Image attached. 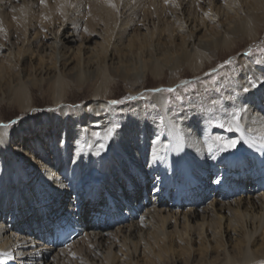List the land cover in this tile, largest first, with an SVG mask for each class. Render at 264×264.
I'll list each match as a JSON object with an SVG mask.
<instances>
[{
    "label": "bare ground",
    "instance_id": "6f19581e",
    "mask_svg": "<svg viewBox=\"0 0 264 264\" xmlns=\"http://www.w3.org/2000/svg\"><path fill=\"white\" fill-rule=\"evenodd\" d=\"M68 1L0 0V29L7 33L3 35V38L12 36L11 28H18V31L21 28L25 31L36 27L37 23H42L54 39L52 43L46 45L49 52L44 51L42 56L47 60H53V63L58 67L57 70L44 68L45 70L40 73L46 75V78L56 77L58 71H61L66 79L74 78L81 72L95 76L100 71L101 63L104 62L114 80H123L132 95L140 94L146 88L144 86L146 73L158 74L163 69L175 70L186 65L193 70L194 74H199L203 69L202 59L206 55H214L222 44L229 46L227 42L238 43L242 42L244 38H248L251 42H257L261 32L264 31V0L251 2L250 0H235L238 5L236 11L227 8L215 12V19L219 22L217 25H211L204 19L198 20L195 15L190 13L183 17L179 28H173L171 22L168 21V33L173 39L170 44L165 45L160 40L153 38H147L142 42H139V38H133L126 45L129 48V51H126L124 40L127 39V29L125 27L135 24L139 15L143 16L142 28L144 30L149 32L151 24L154 25L152 30L159 29L154 18L162 16L163 5L166 2L178 1L177 4L184 7L187 0H70V3ZM11 16L16 20L12 21ZM61 16L63 19L57 28L60 20L58 18ZM82 19H86L84 26L90 33H96V30L101 27L102 30H100L104 33L107 41L104 46L101 45L99 48L93 49L86 45L88 38H85L86 44L83 49L81 48L76 60L70 52L69 43L74 39L71 32H65L69 28L66 23L73 25ZM152 21L155 22L152 23ZM139 23L141 24V22ZM74 26L78 27L79 25ZM202 31L203 33H200ZM185 32L189 33L188 36H184ZM13 41L1 47L8 50L9 62L17 65L20 71L6 85L11 91L14 90L13 96L21 110L30 112L34 105L29 101L30 94L24 86L32 85L36 78L33 73L24 71L23 64L32 47L29 44L26 45L25 42L19 47ZM207 58L209 59V56ZM249 60L245 56L238 58L237 65L242 69L241 74H244L248 68L250 69ZM258 62L260 61L258 60ZM239 77L241 76H228L224 80L228 82L225 84V92L232 94L241 89L240 86L243 82ZM182 79L177 75V77L171 78L168 84L176 85ZM106 83L102 84V87L97 86L99 88L92 94L91 101L84 107L74 110L63 106L59 111V119L54 117V114L50 116L51 123L57 128L60 127V120L68 119L73 113L80 114L85 121L88 120V126L84 128V133L82 132L84 135L79 139L80 147L78 149L73 150V146H67L68 150L66 148L59 149L55 146V142L49 141V143L39 145L44 147L42 149L46 150L45 152L39 150L35 153V151L29 150V146L32 149L30 143L23 144L20 157L25 167L19 169L13 167L12 172L8 173L7 182L4 180L6 185L14 184L23 188L21 181L24 178L22 176L29 180L35 179L32 183L28 181L26 188L21 190L17 196L16 205L22 212L21 215L24 214L23 208L28 206L27 204L31 200V198L28 199V196L36 195L38 188H41L46 195L45 199L50 200L51 197L59 195L57 200L63 204L66 203V194L74 190L76 182L80 181L86 194L97 191L92 196V201L88 203L90 205L86 204V209L79 211L85 220L80 221L75 210L72 211L73 213L69 211L64 213L60 211L61 208L57 207L54 210L59 219L48 218L44 225H40L36 231L30 228L26 233L22 229V225L29 224L28 220H23L16 225L17 230H20L19 233L12 231L8 226L0 225V264H13L17 261H20V264H43L53 247L48 245L50 238L54 235V228L56 225L62 224L73 225L82 233L87 232L89 245L85 249L81 247L77 253L70 255L65 254L66 252L62 250L50 261L51 264H58V261L60 264L62 262L63 264H75L76 254L86 257L85 264L89 260L92 261L91 264H157L159 260L164 264H181L179 257L182 254H185L184 264H264V237L260 236L261 242L257 243V234L260 230L264 231V203L258 205L257 202H253L258 198L250 200L249 205L246 206L245 202L242 211V202H239L237 208L234 207L236 210L232 208L224 216L217 214L214 221L212 219L206 221V216L202 215L201 223L197 221L188 225L187 216H190L189 220H193L197 214L196 212L187 213L185 215L186 223L184 222V226L178 230L177 216H174L178 213L171 214L170 209H159L157 206L160 202L151 196L137 221L135 219L138 217L133 215L129 217L132 226L128 234L123 237L125 243L123 246L127 245V248L112 251L113 244L111 241H107V235L110 237L112 233L108 229L112 221L105 218L114 219L115 215L121 211V203L119 206L115 202L111 203L112 201L106 199V191H115L119 185L121 189H125L126 182L124 181L130 180L135 186L136 195H138L139 189L148 180V172L152 175L157 174L158 177L161 176V180L167 178L163 190L166 195L173 183L171 177L175 176L176 172H182V181H179L178 176V185L175 184L178 188L173 200L177 201L182 197L180 202L183 203L188 199V196L197 191L199 193L200 187L196 186L193 189L189 184L203 181V178L207 176L208 167L213 169L210 174L217 168L223 170L222 174L235 172L234 175H238L241 174V171L244 174L250 166L256 168V160V163L264 161V115L259 110L257 112L249 111L242 115L241 124L238 123L239 120L228 121L232 126V133L230 135L226 133L228 137L226 134H222L221 129L217 130L211 126V115L206 114L207 117L200 119V113L193 112V110L184 113L183 117L178 115L175 117L163 116L159 121L160 124H157L147 118L148 112L154 109L162 110L164 113L171 106L169 96L165 93H158L148 94L152 97L151 103L138 101L131 105L128 104L127 107L131 108V115L121 120V114L125 112V108L118 109L109 103V97H103L106 94L104 92ZM2 86L0 85V88ZM67 86L65 81L58 79L51 88L53 102L56 105L62 104V102L68 103L69 100L65 98L67 92L69 93ZM254 96H257L261 102L263 100L264 104V84L260 85V89L255 92ZM261 102L259 107L263 108L264 105H261ZM120 120L122 125L117 128ZM45 125L46 122L39 120L35 125H31L29 120L15 124L10 128L0 127V151L4 153L11 149L9 139L11 140L12 137L20 136L24 143L27 140L25 134H37L38 128ZM160 126L163 127L161 129L163 135L161 140H157L155 136L160 135L158 129ZM109 128H115V131L110 139L104 140L103 137ZM95 133L100 135L97 136ZM217 137L223 138L224 141L237 140L239 143L235 148H226ZM83 142L85 143L83 144ZM101 144L106 147L101 148ZM252 161L254 162L252 163ZM237 168L240 173H237ZM252 176L256 178L255 181L253 180L254 182L264 184V167L254 169ZM242 177L243 181H247L248 175ZM223 178L224 176L220 175L217 180L216 178L214 180L221 183ZM98 179L104 180L100 186L94 184ZM226 179L227 181L223 184L225 188L226 184L231 182L229 177ZM64 191H66L65 197L60 195L64 194ZM224 191L219 194L224 195ZM0 192V207H9V204L16 198L13 196L14 189L4 188V192L1 190ZM225 193L227 192L225 191ZM205 198L203 195L200 197L203 200ZM108 202L111 204L108 205ZM190 203L197 204L195 199H192ZM71 206L73 204H70V208ZM220 208L218 210H221ZM257 208L258 211L254 213ZM100 209L101 212H98ZM172 220L175 221L174 224H172ZM165 225L168 228L172 226L173 229L164 230L162 226L166 227ZM160 227L163 230H160ZM231 231H234L233 235ZM77 238L74 239V244L77 243ZM108 240L110 239L108 238ZM2 241L4 242L2 243ZM182 241L185 245L181 244ZM195 242H200V246L195 248ZM231 245L234 248L230 249ZM82 259L81 261H83ZM6 261L10 263H5ZM82 264L84 263L82 262Z\"/></svg>",
    "mask_w": 264,
    "mask_h": 264
},
{
    "label": "rangeland",
    "instance_id": "374dc122",
    "mask_svg": "<svg viewBox=\"0 0 264 264\" xmlns=\"http://www.w3.org/2000/svg\"><path fill=\"white\" fill-rule=\"evenodd\" d=\"M251 1L253 0H250V2ZM177 2L178 1L175 2L173 1L171 3L166 2L165 5H163L164 14L162 12V16L160 17L156 16L154 18V20L156 21V26H158L159 29L156 28L155 30H152L153 29L152 27L154 25L151 24L149 28L150 29L149 32L144 30L142 28L143 16L141 15H139L140 17L138 16V18H136L135 24H133L132 26L125 27L127 29V39L124 40L125 50L129 51V48L126 45H128L129 41L133 38L136 39L139 38L140 40L139 42H142L147 38H153L160 40V42H162L165 45L170 44L171 42H173L172 41L173 39L168 33V29H167L168 23L171 22L170 24L171 26H173V28H179L181 27V24L183 22V17L187 14L191 13L195 15L198 20L204 19L207 23H210L211 25H217L219 22L215 19V15H214L216 11L224 10L227 8L236 11L237 9L236 7H238V5L235 3V0H187L186 5H183L184 7L178 5ZM68 3H70V0L68 1ZM165 7L167 8V11ZM122 13H124V11H122ZM11 19L12 21L16 20V18L13 16H11ZM58 19L60 20L58 21L57 28H59L63 17L61 16ZM155 21H152V23ZM139 22H141V24ZM77 23L78 22H75L73 23V25H71L70 23L68 24L66 23V25L69 28L67 29V31H65L66 33L71 32V34L73 35L72 37L74 40L73 42L69 43V46L71 50L70 52L72 56H74V59L76 60L78 59L76 57L79 55L81 48L83 49L86 43H87L86 45L91 46L93 49H97L101 45L104 46L105 41H107L104 33L101 31L102 30L101 27H99L96 30L97 31L96 33H90L88 32V30H86V27L84 26L86 24V19H82L81 21H79L80 24ZM74 25H79V26L75 27ZM176 25L179 26L177 27ZM2 31L3 30H0V44H2L0 45V85H3L0 88V121H1L0 127L10 128L15 124L29 120L31 125H35L37 120L46 122L45 126L38 128L37 134L31 133L28 135L26 134L24 135L28 141L25 140L23 143V140L20 138V136L14 138L12 137L11 140L9 139L11 149L4 153L0 151V190L4 192V188L14 189L13 196L16 197L13 199L11 204H9V207L7 206H4L3 208L0 207V225L8 226L9 229H11L12 231H17L18 233L20 232V230H17L16 225L19 224L20 222H23V220L24 221L28 220L29 222V224L21 226L22 229H24V231H26L27 233L29 231L28 229L30 228L36 231L40 225L41 226L44 225V223L47 221L48 218L52 220H56V218L59 219L55 211L57 207L61 208L60 211L64 213L68 211L72 212L73 210H75L74 212L76 214L78 213L76 215L77 218H79L80 221L83 222L82 219H84V216H81V214H79V211L85 210L87 207L86 204L90 205L88 203L92 201L91 198L94 194H96L97 191L95 193L91 191L90 193L86 194V191H83L82 189L80 181L76 182L74 190H71L69 193L66 194L67 195V199H65L66 203L63 204L59 203L57 200L58 199L57 197H59V195L55 197H51L50 200H48L47 198L45 199L46 195L42 192L41 188H38L36 195L32 194L28 196V199L31 198V200L27 204L28 206L23 208V212H24L23 215H21L22 212L19 211L18 205H16V203L18 202L17 196L21 190H24L26 188V186L28 185V181H30L29 183H32L35 181V179L31 178L29 180V179H25V177L22 176L24 178L21 181V183L24 186L23 188L18 187L17 185L15 186L14 184L6 185L7 183L5 182H7L8 173L11 171L13 167H16L18 169L25 167V164L22 162V159L20 157L22 156L21 148L23 147V144L28 145V143H30L32 149L29 146V150L33 152L35 151V153L39 152V150L45 152L46 150L42 149L44 147L43 146L40 147L39 145L49 143V141L55 142L56 144L55 146H57L59 149L66 148V150H68L67 146H73V150H75L80 147L78 145L79 139L82 135H84L83 134L84 128L88 126V120L85 121L83 120V117L80 114L73 113L72 116L69 117L68 119L60 120L61 123L60 127L57 128L55 125H53V123H51L50 116L54 114V117L58 118L60 116L59 111L62 109L63 106L74 110H77V108H82V106L84 107L87 103L91 101L92 94L96 91V89L99 88V87L97 88V86L99 85L100 87H102L101 85L102 84L105 85V83L107 82L104 91L106 94H104L103 97L104 98L109 97L110 99L108 98V101L110 104H113L114 107L118 109L125 108L124 110L125 112H122L121 114L122 116L121 120L126 119L129 115H131L130 114L131 108L127 107L128 104L131 105L132 103L138 101L151 103L152 97L148 96V94L155 95L158 93H162V94L165 93L166 95H168L169 96L168 99L171 102L170 103L171 106H169L168 109L164 111V113L162 110H154V109L148 112L147 118L150 119L151 121L156 122L157 124H160L159 121L163 116L175 117V115L176 116L178 115L183 117L184 113L189 112V110L191 111L193 110V112L200 113L199 114L200 119L202 118L204 119L205 117H207V115L208 116L211 115L210 116L211 117L210 121L212 123L211 126L217 130L221 129L222 134L227 133L228 135H230V133H232V129H231L232 126L230 125L231 123L229 124V122H233V120H235L236 122V120H239L238 123L241 124V121L243 120L242 115H245L246 112L247 113L249 111L257 112L259 110V112L264 115V106L263 108L259 107L261 100H258V97L254 96L255 92L258 91V89H260V85L264 84V31L261 32L260 39H258L257 42H251L249 41L248 38H244L242 42H238V43L227 42L229 46H227L226 44H222L220 49H218L214 55L211 56L206 55L202 59L203 69L202 72L200 71L201 73L199 74H194L193 70H191L186 65H182L179 68H176L175 70L163 69L160 70L158 74H154L151 72L146 73L144 78V82H145L144 86L146 88L140 94L132 95L130 93L128 85L123 80L121 79L114 80V78L109 72L107 65H105L104 62L101 63L100 71L95 76H90L85 72L83 73L81 72L78 76L74 78L66 79L64 75L61 73V71H58L56 77L46 78V75L40 73L42 70H45L46 68L57 70L58 68L53 63V60L51 59L47 60L46 57L42 56L44 55V51L49 52L46 45L53 42L54 39L52 38V34L49 32V30L47 31V28L44 27L42 23H37L36 27L32 28L31 30H25V31H23L21 28H19V31L18 28L17 29L11 28L12 36L10 38L8 37L9 40L11 41L14 40L13 41L14 44L19 47H21L24 42L26 45L29 44V46L32 47L29 52L31 54L28 53V55L26 56L25 63L23 64V67H25L24 71L27 73H33L36 78L35 82L32 85L24 86L26 87V89H28L27 91L30 94L29 101L34 105L31 108L30 112H23V110H21L19 104L16 102L13 96L14 90L11 91L6 85L7 83H9V81L13 78L14 75H17L19 73L20 70L17 65H15L12 62H9V59L7 57L8 50L3 49L1 47L11 42L8 40V38H3V35L7 33H5L4 31L2 33ZM138 33L139 36H137ZM146 33H151V34H147L148 35L147 36ZM200 33H203V31ZM188 34L189 33L185 32L184 36H188ZM85 38H88L87 39L88 41H86V43L84 41ZM208 56L209 59L207 58ZM241 56H245L250 59L248 62L250 69L248 68L244 74L240 73L242 69H240L239 68L240 66L237 65V60ZM258 60L260 62H258ZM177 75L183 78L181 82H178L176 85L173 86L169 85L168 81L171 78L177 77ZM228 76L231 77L241 76L239 78L242 79L241 81L243 83L241 84L240 86L241 89L239 88L240 90L238 92H233L232 94L231 92L230 93L225 92L226 91L225 84L228 82L227 80L226 81L224 80L227 79ZM58 79L65 81V83L68 85L67 87L69 93L67 92L65 98L66 100L69 101L68 103L62 102V104L56 105L53 102V92L51 88L55 85ZM244 84L245 86H243ZM245 88L247 89V91H245ZM168 89H174V91H168ZM184 99H187V101H184ZM207 100L208 102H205ZM113 101H120V103H113ZM238 103L241 104L239 105ZM262 104H263V100L261 102V105ZM189 105L192 106L190 107ZM212 106L216 108H213ZM241 109H246V110L241 111ZM240 112L241 114H239ZM230 113H233L234 115ZM121 120L117 125V128H120V126L122 125ZM158 129L160 131V135H156L155 137L157 140H161L163 135L161 129H163V127L160 126L158 127ZM84 143L85 142H83V144ZM253 162L254 161H252V163ZM256 162L257 160L255 161L256 168L250 166L245 171L244 174L241 171V174L238 175H234L235 172H231V171H230L231 173L228 172L226 174H222L223 170L219 168H217L215 172L210 174V172H212L213 169L208 167L209 170L207 169L208 170L207 176L203 178V181L200 180L199 183L189 184L193 189H195L196 186L200 187L201 189L199 193L197 191L196 193L188 196V199L185 200V202L183 203L180 202V199L182 200V197L179 200L177 199V201L173 200L174 194L176 193L178 188V186L176 187V185H178V180H177L178 176H179V181H182L181 180L182 172H176V175L171 177L173 179L174 185L173 183L171 184L169 192L166 195L164 194L163 190L166 186L165 181H167V178L161 180L160 178L161 176L158 177L157 174L152 175L148 172H147V175H149L148 180L146 184H144V186L139 189L138 195H136L137 193H135V186L130 180L124 181L126 182L125 189H121V186L119 185L118 189L115 191H109V192L106 191L105 194L106 199L112 201L111 203L115 202V204L118 206L121 203V207H120L121 211H119L115 215L114 219L113 218L111 219V217L105 218L107 220L112 221L110 222L111 224L110 227L108 228L112 232L111 236L108 237L107 235V241L108 242L111 241L113 244L112 251H116L117 249L127 248V245H124L125 247L123 246L124 243L123 237L126 234H128L130 227L132 226V221L129 219V217L131 215H133L134 217H138L136 219L134 218L135 221H137L140 218L139 215L143 213L144 208L149 203L148 198H151V196L157 198L158 201L160 202L158 203L157 206L159 209L162 210L170 209L171 214L178 213L174 215L177 216L176 222H177L178 230L181 229L182 226H184V222L186 223L185 215L187 213L196 212L197 214L196 216L197 218L195 217V219L193 220L192 219L189 220L190 216H187L188 225L189 224L192 225L197 221L201 223L202 218L200 217L202 215L206 216V221L210 219L214 221L216 220L217 214L224 216L232 208L235 209L234 207L238 206L239 202H242L241 211L244 209L243 205L245 202L247 203L245 204V206L249 205V201L254 200L255 198L258 199L257 201H253V202H257L258 205L260 203H264V184L262 185L257 184L256 182H254L256 178L252 176L254 175V169L256 170L264 167V161L262 163H256ZM237 173H240L239 170L237 171ZM220 175H223L224 178L221 183H217L214 179L216 178L217 180L218 176L220 177ZM243 175H248L247 181L246 180L243 181V177H242ZM225 177L226 178L229 177V179H231V182L229 184H226V188L223 185L224 182L227 181ZM174 180L177 181L175 182ZM100 183L103 184L104 180L98 179L94 182V184H97L99 186ZM228 185L230 187H227ZM28 188L29 186L27 187V189ZM223 190H225L227 193H225L224 191V195H220L219 193L222 192ZM65 192L66 191H64V194H60V195H63L65 197ZM202 195L206 197L204 200L200 199ZM145 197L147 198V200H145L146 199ZM192 199H195V201L197 202L196 205L190 203ZM111 203L108 202V205H110ZM70 204H73V206H71L72 209L70 208ZM218 208H220L221 210H218ZM257 211L258 208L254 213H256ZM98 212H101V209L98 210ZM209 214L211 215L209 216ZM208 216L209 218H207ZM174 222L175 221L172 220V224H174ZM165 226L167 228L162 226L164 230L170 231L173 229L172 226H169V228L167 225ZM162 228L160 227V230H163ZM233 232L234 231H231V234ZM263 232L264 231L260 230V232L257 234L258 244L261 242V238L264 237ZM86 234L87 232L82 233L81 231V235L77 238V243L74 244L73 241L71 245L69 244V247H67L68 246L67 245L65 248H55L54 246L52 247V245L49 244L48 246L52 247V250L48 253L49 254L48 258L46 259V262L44 261L43 264H47L48 262L50 263V261L56 255H58L59 252H61L62 250L66 252L65 254L70 255L75 252L77 253L78 250H81V247L85 249L89 245L88 244L89 236H86ZM108 238L110 240H108ZM3 242L4 241H2V243ZM108 242L107 244L109 245ZM181 244L185 245L184 241H182ZM194 246L195 248L199 247L200 242L197 243L195 242ZM232 247L234 248V246L231 245L230 249H232ZM217 253L220 252L217 251ZM76 255H77L76 257L77 260L75 264H82V262L85 264L84 261L86 257L79 256L78 254ZM179 258L181 264L185 262L184 261L185 254L184 255L182 254L181 257ZM81 259L83 261H81ZM58 262H59L58 264H60V261ZM90 262L92 261L89 260L86 264H91ZM5 263H10V262L6 261ZM13 264H20V261H17ZM61 264H63V262ZM157 264H164V263L159 260Z\"/></svg>",
    "mask_w": 264,
    "mask_h": 264
},
{
    "label": "snow or ice",
    "instance_id": "6c2138e0",
    "mask_svg": "<svg viewBox=\"0 0 264 264\" xmlns=\"http://www.w3.org/2000/svg\"><path fill=\"white\" fill-rule=\"evenodd\" d=\"M41 2H44V0H41ZM113 7L115 6L114 4L112 5ZM2 30V29H0ZM168 91H174V89H168ZM245 91H247V89H245ZM113 103H120V101H113ZM246 109H241V111H245ZM238 119V118H237ZM115 131V128H109L107 130V133L105 134V136L103 137L104 140H108L111 138V136L113 135ZM95 135L99 136V133H95ZM218 140H221V143L225 145L226 148H235L237 146V144L239 143V141L237 140H228V141H224L223 138L221 137H217ZM101 148L106 147V145L101 144L100 145Z\"/></svg>",
    "mask_w": 264,
    "mask_h": 264
}]
</instances>
